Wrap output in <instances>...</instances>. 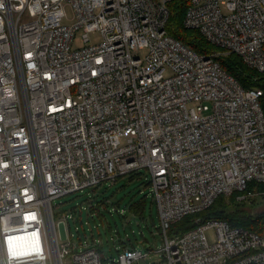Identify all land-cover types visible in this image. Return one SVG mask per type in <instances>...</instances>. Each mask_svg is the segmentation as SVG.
I'll list each match as a JSON object with an SVG mask.
<instances>
[{
	"label": "built area",
	"instance_id": "2783aa9c",
	"mask_svg": "<svg viewBox=\"0 0 264 264\" xmlns=\"http://www.w3.org/2000/svg\"><path fill=\"white\" fill-rule=\"evenodd\" d=\"M172 1L0 0V264H264V229L199 217L169 234L221 196L264 195L247 191L264 184V90L172 37ZM184 26L264 73V0H190ZM143 170L163 248L76 245L55 201Z\"/></svg>",
	"mask_w": 264,
	"mask_h": 264
},
{
	"label": "rangeland",
	"instance_id": "374dc122",
	"mask_svg": "<svg viewBox=\"0 0 264 264\" xmlns=\"http://www.w3.org/2000/svg\"><path fill=\"white\" fill-rule=\"evenodd\" d=\"M65 12L67 15L65 23L68 25L73 24L72 8L67 6ZM89 38L91 44H99L102 42V36L99 32L90 33ZM86 46L83 39V30L80 29L75 33L72 49H81ZM214 48L215 50H213L214 52L212 54H216L217 57H227L230 55L217 47ZM134 54L145 57L147 51L134 52ZM171 74L169 70L166 72V76H171ZM190 106H196V104L192 103ZM148 178L149 174L146 170H143L141 179H132V176L128 174L120 177L111 185L104 184L98 188L86 189L83 192L73 193L56 200L55 204H58L56 209L76 216L75 221L73 219L69 221V226L72 233H74V243L79 245V239L82 240L81 243L83 244L85 242L95 241L100 245L102 244L104 250L109 252L111 256L117 257L116 247L120 246L117 242L119 236L126 238V235H129L132 241L136 242L135 246L144 253L149 250L156 251L162 249L164 240L161 238L158 230L159 218L157 208L152 201L150 187L146 185ZM144 194H147L148 199L146 201L144 220H142L130 213L126 209V206L132 201L140 200ZM103 196L111 198L108 201L109 205L114 201L115 203L121 202V206L116 207L111 205L108 210L104 209L102 212L101 210H94L93 208L96 207L95 204ZM260 197L262 195L254 197L257 199L254 203L238 206L231 203L229 207L233 210L240 211L242 214L255 217L264 213V199L261 200ZM117 231L120 234H117ZM206 235L211 244L216 242V232L214 229L208 230ZM136 237L138 239L137 241H135ZM162 259L161 253H151L143 259V263H157ZM103 264H111V262L104 260Z\"/></svg>",
	"mask_w": 264,
	"mask_h": 264
},
{
	"label": "trees",
	"instance_id": "16d2710c",
	"mask_svg": "<svg viewBox=\"0 0 264 264\" xmlns=\"http://www.w3.org/2000/svg\"><path fill=\"white\" fill-rule=\"evenodd\" d=\"M189 4H190V0H173L170 3L171 15L167 25L168 33L172 37L181 41L182 43L190 46L195 52L199 54H203V55L212 54L214 52L213 50H215L214 48L215 46L210 44L199 31L194 29H189L184 26V18ZM216 60L220 62L221 66L229 74L237 78V80L246 89L261 88L264 90V73H258L257 71L249 68L239 56L235 54H230L227 57L226 56L216 57ZM261 106L264 110V95L261 98ZM130 175L132 176V179L142 178V174L140 173L130 174ZM146 185L149 186L148 182H146ZM247 191L263 192L264 184L252 182L249 184ZM236 196L237 194H233L228 197L227 196L219 197L209 209L200 212L198 214L187 216L182 221L175 224L172 227V229L169 231V234L177 235L185 232L186 230L191 229L193 227L195 220L198 219L199 217L225 220L229 222L232 226L244 227L246 229H250L256 232H261L264 229V213L253 217L247 214H242L240 211L233 210L229 207V204L231 203L237 206L247 205L249 203L256 202L257 199L251 198L244 202H239L237 201ZM260 198L261 200H263L264 195H262V197ZM110 199H111L110 197L103 196L100 200L97 201V204H95L96 207H94L93 209L101 210L102 212L104 209L108 210L111 205L112 206L114 205L116 207L121 206V202L115 203L114 201H112L109 205L108 201ZM147 199H148L147 194H144L141 196L140 200L130 202L126 206V209L130 213H132L136 218L144 220V212H145ZM158 230L160 232L159 227ZM117 234L120 233L117 231ZM137 240L138 239L136 237L135 241ZM117 242L118 245L123 247L136 245V242L132 241V238L129 235H126V238L119 236ZM114 244L116 245V243Z\"/></svg>",
	"mask_w": 264,
	"mask_h": 264
},
{
	"label": "water",
	"instance_id": "95a60500",
	"mask_svg": "<svg viewBox=\"0 0 264 264\" xmlns=\"http://www.w3.org/2000/svg\"><path fill=\"white\" fill-rule=\"evenodd\" d=\"M59 228H60V234H61L62 240H66L67 234H66L65 223L64 222H60L59 223Z\"/></svg>",
	"mask_w": 264,
	"mask_h": 264
}]
</instances>
